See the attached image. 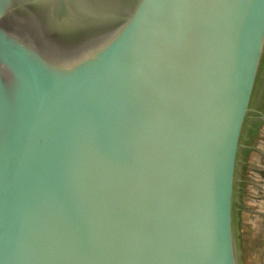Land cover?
Wrapping results in <instances>:
<instances>
[{
    "label": "water",
    "instance_id": "water-1",
    "mask_svg": "<svg viewBox=\"0 0 264 264\" xmlns=\"http://www.w3.org/2000/svg\"><path fill=\"white\" fill-rule=\"evenodd\" d=\"M264 0H0V264H245Z\"/></svg>",
    "mask_w": 264,
    "mask_h": 264
},
{
    "label": "flooded vegetation",
    "instance_id": "flooded-vegetation-1",
    "mask_svg": "<svg viewBox=\"0 0 264 264\" xmlns=\"http://www.w3.org/2000/svg\"><path fill=\"white\" fill-rule=\"evenodd\" d=\"M257 109L264 115V90ZM245 164L241 172L240 227L244 251L264 260V118L256 119L248 132Z\"/></svg>",
    "mask_w": 264,
    "mask_h": 264
},
{
    "label": "rangeland",
    "instance_id": "rangeland-1",
    "mask_svg": "<svg viewBox=\"0 0 264 264\" xmlns=\"http://www.w3.org/2000/svg\"><path fill=\"white\" fill-rule=\"evenodd\" d=\"M245 255H247V257L245 258V264H264L263 259H260V260H258L257 258L252 259V256L246 252H245Z\"/></svg>",
    "mask_w": 264,
    "mask_h": 264
}]
</instances>
